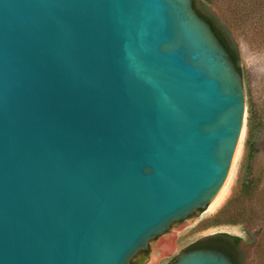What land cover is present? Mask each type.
<instances>
[{"label": "water", "instance_id": "water-1", "mask_svg": "<svg viewBox=\"0 0 264 264\" xmlns=\"http://www.w3.org/2000/svg\"><path fill=\"white\" fill-rule=\"evenodd\" d=\"M244 109L192 0H0V264H144L218 194Z\"/></svg>", "mask_w": 264, "mask_h": 264}, {"label": "rangeland", "instance_id": "rangeland-1", "mask_svg": "<svg viewBox=\"0 0 264 264\" xmlns=\"http://www.w3.org/2000/svg\"><path fill=\"white\" fill-rule=\"evenodd\" d=\"M211 11L223 19L226 16L221 5H213ZM243 30H234L233 38L238 46L245 109L225 182L214 200L197 217L189 218L149 242L148 261L144 264H170L194 242L216 233L239 237L251 264H264V135L261 141L254 143L256 150L252 159H248L250 143L257 133L251 128L250 108L264 103L263 14L250 17ZM158 251H162V256L154 262L153 255Z\"/></svg>", "mask_w": 264, "mask_h": 264}, {"label": "trees", "instance_id": "trees-1", "mask_svg": "<svg viewBox=\"0 0 264 264\" xmlns=\"http://www.w3.org/2000/svg\"><path fill=\"white\" fill-rule=\"evenodd\" d=\"M213 5H221L224 7V11L226 13L224 19L219 15L212 13L211 9L213 8ZM192 7L200 17L205 19L210 24L211 29L227 50L228 54L233 59L236 68L241 74V69L238 64V46L233 38V32L234 30H243L244 26L250 20V17H255L260 15V13L264 16V0H192ZM249 120L251 128L253 130H257L256 136L253 135L250 143V153L248 155V159L250 161L253 157L254 151L256 150L254 143L261 141V138L264 135V103L251 106ZM247 170H249V165ZM240 241L241 239L239 237L229 235L227 233H217L208 237L206 241H198L190 245L184 251L196 248H206L198 247V245L209 242V245L212 244L216 248L224 251L234 264H244L245 255L239 247ZM146 254L147 251L139 252L132 259L131 264H141L144 259L143 256ZM175 259L171 263H173Z\"/></svg>", "mask_w": 264, "mask_h": 264}, {"label": "bare ground", "instance_id": "bare-ground-1", "mask_svg": "<svg viewBox=\"0 0 264 264\" xmlns=\"http://www.w3.org/2000/svg\"><path fill=\"white\" fill-rule=\"evenodd\" d=\"M166 247V246H165ZM161 249H164V247H161ZM165 250H166V248H165ZM162 251H158V252H156L154 255H153V261L154 262H157L158 261V259L162 256V253H161Z\"/></svg>", "mask_w": 264, "mask_h": 264}, {"label": "flooded vegetation", "instance_id": "flooded-vegetation-1", "mask_svg": "<svg viewBox=\"0 0 264 264\" xmlns=\"http://www.w3.org/2000/svg\"><path fill=\"white\" fill-rule=\"evenodd\" d=\"M198 247H206V248H215V249H219V248H216L215 246H213L212 244L209 245V242H205V243H201L198 245ZM221 250V249H219ZM224 252V251H223ZM225 253V252H224ZM226 254V253H225ZM230 258V257H229Z\"/></svg>", "mask_w": 264, "mask_h": 264}]
</instances>
